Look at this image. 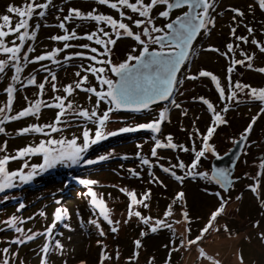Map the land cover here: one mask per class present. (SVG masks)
I'll list each match as a JSON object with an SVG mask.
<instances>
[{"label":"rangeland","instance_id":"374dc122","mask_svg":"<svg viewBox=\"0 0 264 264\" xmlns=\"http://www.w3.org/2000/svg\"><path fill=\"white\" fill-rule=\"evenodd\" d=\"M23 2L24 0H0V14H6L9 5L19 6ZM250 4L253 5L254 10L249 9ZM73 7L79 8L85 13L97 8L102 13L119 18L115 10L98 5L95 0H54V5L50 8L46 18L39 21L34 18L30 22L33 27L35 23L39 22L41 27L38 29L37 39L29 41L36 49L29 58L50 51L54 47H62V43L51 41L49 37L63 34L62 30L56 27L58 24L56 17L62 18L63 15L67 14L68 9ZM57 9H63V12H58ZM231 9H240L245 13L243 18L237 17L235 25L232 22L234 12ZM186 10V8L175 10L171 18L175 19L177 15H182L183 11ZM158 11L155 10L153 14L158 16ZM212 15L216 20L214 28L210 34L202 32L198 35L193 43L189 60L183 64L177 76L180 84L175 93V99L182 105V108H172L166 101L162 104L152 105L148 111L113 112L110 114V120L104 129L106 134L118 132L124 127H135L138 124L149 122L160 111L169 107L171 108L170 117L168 121L162 124L159 138L163 139L171 134L175 143L191 148L190 134L195 139L197 128L201 133H205L213 119L206 106L200 102H193L192 97L203 96L209 99L216 106L217 111L223 107V104L220 103L218 92L210 78L192 81L186 77L197 74L200 70L210 71L219 78L221 86L225 88L227 93L228 74L226 69L229 61L219 53L207 49L212 46L219 49L220 52H224L227 43L231 42L234 45L239 43L230 36V26L239 25L236 31L237 36H249V43H241L240 47L236 49L235 58L243 59L240 55L241 51L249 54L255 53L254 68L264 67V54H261L258 48L250 43L253 38L264 43V11L259 9L255 0H217L216 10ZM241 20L243 21L242 24ZM167 22L169 21L158 19L157 26L162 27ZM78 24L80 27L77 28V32L81 35L94 30L96 27L94 22L80 20L74 21L68 27L71 30ZM245 25L255 30L252 35L246 31ZM133 31H141V29L133 28ZM9 39H14V37H9ZM72 43L88 42L81 40L72 41ZM27 46H25V51ZM133 47H137V52L132 54H138L139 49L135 41L131 39L118 40L111 54L113 63L124 61L127 55L132 52ZM152 47L157 46L153 45ZM77 50L80 49H69L68 52ZM66 54H60L58 59L62 60ZM0 58H4L2 54H0ZM43 63L50 62L45 61ZM81 63L87 65L90 61L77 59L69 62L71 66L64 67L50 65L53 71L57 73L56 83L58 87L63 88L78 79L74 76V73L79 70L75 65ZM38 68V64L28 65L22 76L36 74L39 83L43 81L46 73H37L35 70ZM12 74V71L9 70L5 78L0 80V105H3L7 100L4 89L11 82ZM83 74L82 72L81 75ZM107 75L116 79L110 72ZM237 80L253 87H264V74L255 70H248L246 66H237V70L232 74V81L234 83ZM89 85L98 87L95 78L91 75H89ZM17 88L19 90L15 93L11 114H15L27 106L25 96L34 100L38 91L34 86L20 89L18 85ZM58 94L62 95L63 93ZM89 95L91 94L78 91L74 98L70 99H74L77 104L91 109L95 104V97L88 100ZM52 96L50 85L46 86L43 98L51 100ZM240 99L247 101L248 97L246 94H242ZM107 107L106 104L101 103L98 112L102 114ZM185 110L188 112L187 116L181 114ZM259 110V102L232 105L231 110L225 114V119L228 121L227 125L219 126L210 141L216 148V154H206V157L201 159L197 171L207 172L209 175L213 157L225 153L232 146ZM56 111L45 108L42 110L39 120L29 117L6 123L4 125L6 132L0 134V146H3L4 142L7 141V150L6 153L0 152V157L5 154L15 155L17 149H22L26 145H36L41 140L47 139L48 137L35 133L17 135V131L29 124L51 123L55 119ZM86 128L91 129L90 134L94 135L96 125L78 120L72 122L71 126L66 127L62 133H52V137L59 139L63 136L71 139L73 136H77L80 137L78 143L82 144V133ZM152 135L150 131L146 130L120 133L115 136L108 135L106 139L91 145L82 154L83 159L79 164L84 167L79 171L77 177L81 181H94V184L82 183L83 187H81V185L77 186L76 183H73L68 188L65 187L67 179L63 177L64 173L61 172V169L68 165L58 164L47 171L40 172L38 170L31 180L35 187L28 191L13 190L12 188L0 192V264L5 258L9 259V264H41L43 254L40 249L46 242L45 238L38 236L34 241L25 245L11 244L10 241L19 234L9 229L4 222L15 215L21 220L27 221L19 225L25 231L30 229L33 232H42L53 222L57 207L67 209L68 219L64 223H67L69 227L65 228L62 224H57L54 237L63 245V251L51 252L47 257L48 264H81V262L101 264L102 247L98 241L102 242L105 255L110 257V259H105L103 264H264V169L259 167L261 161H264V114L260 115L253 125L252 132L235 164V171L232 175L233 184L227 192H223L214 182L200 176L196 178L186 177L182 183L177 182L158 167H153L151 171L167 187L149 183L151 180L148 175L150 169L141 165L137 153L149 158L153 164L156 163V158L150 156L153 147ZM138 145H142V147L138 148ZM196 147L197 149L200 147L199 140L196 141ZM158 155L163 158L159 163L165 166L175 164L178 160H183L186 165H190L194 159V153L191 151L184 153L178 150L160 149ZM102 156L107 158L101 160L100 157ZM25 160L29 165L42 163L41 156H31L21 160H12L7 167L10 171H17L22 168ZM87 160H93L95 163L87 164L85 163ZM129 169L141 172L143 179L132 177ZM186 170L177 169L176 171L177 174L183 175ZM24 171H31V168H25ZM53 172L58 175L55 181L37 177L38 175L48 176ZM16 184L17 187L14 188L24 186L18 179ZM254 184L257 185L256 192L249 188V185ZM89 188L97 194L98 200L104 202V207L109 211L110 219L114 222L119 221L117 233L111 232V226L99 215V208L92 205L91 198L87 195ZM121 188L135 191L138 198L150 189L149 207L145 208L139 205L132 210L140 211L144 217L153 218V224L156 218L164 219L166 223L172 225L171 230L163 229L142 237L141 233H148L149 228L135 216L131 219L128 218L130 197L119 191ZM217 191H221L226 204L223 212L215 221H211V227L205 233L202 232V229L209 224L211 215L220 207V201L212 194ZM180 192L184 193L183 201L177 200L173 203V198ZM23 195H25L24 199L19 200L18 198H22ZM11 198L16 199V201L11 200ZM20 203H23L25 207L18 210ZM169 207H171V215L166 216V210ZM41 212H44L45 215H40ZM184 212L188 213L187 217L182 215ZM29 217H33V219L28 220ZM93 219L97 220L105 236L101 237L97 228L89 223ZM126 220L127 223H125ZM257 222L258 226H256ZM112 226L117 225L114 223ZM197 237H201L197 243H188L189 240H196ZM137 239L141 240L139 249L134 244ZM4 248H9L8 254H3ZM134 252L137 253L135 256L133 255ZM11 253H17V255L12 256Z\"/></svg>","mask_w":264,"mask_h":264},{"label":"snow or ice","instance_id":"6c2138e0","mask_svg":"<svg viewBox=\"0 0 264 264\" xmlns=\"http://www.w3.org/2000/svg\"><path fill=\"white\" fill-rule=\"evenodd\" d=\"M95 3L115 10L119 18L111 14L102 13L97 8H93L86 13L79 8H69L67 14L63 15L62 18L60 16L56 17L58 20L56 27L62 30L63 34H56L49 37L51 41L62 43V47H54L52 50L32 56V58H29L30 54L34 53L36 49L29 41L37 39L38 29L41 27V24L37 22L33 27L30 22L34 18L37 21L46 18L50 8L54 5V0H43V2H40V0H24L19 6L9 5L6 9V14H0V54L4 57L0 58V80L5 78L9 70L13 73L10 77L11 82L4 89L7 100L3 105H0V134L6 132L4 127L6 123L29 117L39 120L43 109L57 110L55 119L51 123H34L18 129L17 135L22 136L35 133L48 138L41 140L39 144L26 145L22 149H17L15 155L9 156L5 154L0 157V192L17 187V179L21 183L31 181L38 170L40 172L47 171L58 164H66L68 166L79 164L83 159L82 154L91 145L106 139L108 135L115 136L120 133L140 130L150 131L153 134L151 137L153 147L150 156L156 158V163L153 164L149 158L137 153L141 165L147 166L150 169L148 172V175L151 177L149 183L167 187L151 171L153 167H158L163 173L169 174L177 182L182 183L186 177L196 178L200 176L214 182L223 192L229 191L233 180L229 178L230 174L227 169H216L210 177L207 172H198L197 169L201 159L205 158L206 154H216V148L210 141L219 126L227 125L228 121L225 119V114L231 110L232 105L245 102H259L260 104L259 112L252 117L251 122L240 134L239 139L235 140L237 145L248 140L253 125L259 119L260 115L264 114V87H253L239 80L234 83L232 81V74L237 70V66H246L248 70H255L264 74V67L254 68L253 61L256 59L255 53L249 54L248 52L241 51L240 55L243 59L235 58L236 49L240 47L241 43H249V36H237L236 31L239 25L230 26V36L235 41H239V43L235 45L231 42L227 43L225 45L226 51L224 52H220L219 49L212 46H209L207 49L208 51L219 53L229 61L226 69L228 74L227 93L225 88L221 86L219 78L210 71L200 70L197 74L186 77V79L192 81L200 78H210L214 82L220 103L223 104V107L217 111L216 106L209 99L203 96L192 97L193 102H200L206 106L212 114L213 119L205 133H201L197 128L195 139L190 134L189 139L192 141L191 148L183 144L175 143L171 134L163 139L159 138V134L162 131V124L168 121L170 117L171 108L169 107L164 108L149 122L138 124L135 127H124L119 129L118 132L106 134L104 129L110 120V114L113 112L121 110L132 112L148 111L153 104L160 101H168L171 107L175 109L182 108V105L175 99V93L180 84V81L177 79V74L181 66L189 60L193 42L198 35L202 32L210 34L212 28H214L216 20L212 13L216 10L217 0H95ZM255 3L261 11H264V0H255ZM185 8L187 10L183 11L182 15H177L175 19L171 18L175 10ZM249 9L254 10L253 5L250 4ZM155 10H159L158 16L153 14ZM57 11L63 12V9H57ZM231 11L234 12L232 17L234 25L236 24L237 17L243 18L245 16L244 11L240 9H231ZM158 19H164L169 22L160 27L157 26ZM76 20L94 22L96 27L94 30L85 32L82 35L78 34L77 28L80 27L79 24L71 30L68 27V25ZM242 23L243 21L241 20ZM245 27L249 35L254 33L255 30L252 27L247 25ZM133 28L141 29V31H133ZM9 37H14V39H9ZM121 39L135 41L139 52L138 54H132L137 52V47H133L132 52L127 55L124 61L113 63L111 54L117 41ZM81 40L87 41L88 43H72V41ZM250 43L256 46L261 54H264V43L254 38L251 39ZM26 45L28 46L25 51ZM153 45L157 47L153 48ZM69 49L80 50L68 52ZM62 53L67 54L63 56L62 60L58 59ZM77 59L81 61L87 60L90 63L87 65L83 63L75 65L79 70L74 73V76L78 79L73 83L65 85L63 88L58 87L56 83L57 73L53 71L50 65L61 67L71 66L69 62ZM45 61L50 63H43ZM34 64L39 65V68L35 70L37 73H46L43 81L39 83L37 82L36 74H31L26 77L22 76L25 68L28 65ZM82 72L84 73L83 75H81ZM109 72L116 79L110 78L107 75ZM89 75L95 78L98 87L96 85H89ZM18 85L20 89L34 86L38 91L35 94L36 98L34 100L25 96L24 99L27 106L15 114H11L13 112L15 93L19 90L17 88ZM49 85L53 96L51 100H45L43 97L46 86ZM78 91L91 94L87 97L88 100H92L95 97V104L91 109L77 104L74 99H70L74 98ZM242 94L247 95V101L240 99ZM101 103L108 106L102 114L98 112ZM181 114L187 116L188 112L185 110ZM78 120L96 125L94 135L90 134L91 129L86 128L83 131L82 144L78 143L80 137L77 136H73L71 139L63 136L59 139L52 137V133H62L66 127L71 126L72 122ZM197 140L200 142L199 149L196 147ZM139 147H142V145H138ZM160 149L178 150L184 153L191 151L194 153V159L190 165H186L183 160H178L175 164L165 166L159 163L163 159L158 155V150ZM6 150L7 141L4 142L3 146H0V152L6 153ZM31 156H41L42 163L29 165L27 160H25L21 169L17 171H10L8 169L7 166L10 161L21 160ZM106 158L103 156L100 157L101 160ZM85 163L92 164L95 161L87 160ZM29 167L31 171L25 172L24 169ZM259 167L264 169V161H261ZM177 169L187 170L184 171L183 175H180L177 174ZM129 172L132 177L143 179L141 172L135 169H129ZM81 183L91 185L95 182L82 180ZM249 188L251 191L256 192L257 185H249ZM119 191L126 193L130 197L128 218L131 219L135 216L140 219L143 225L148 226V233L142 232V237L146 234H154L163 229L171 230L172 225L166 223L164 219L156 218L153 224V218L144 217L140 211L132 210L139 205L145 208L149 207L150 189L146 190L140 198H138L135 191H129L127 188H121ZM212 194L220 201V207L211 215L209 224L202 229V232L205 233L211 227V221H215L223 212L224 205L226 204L224 196L221 195V191ZM87 195L90 196L92 205L99 208V215L111 226V232L113 234L117 233L119 230V221L114 222L110 219L109 211L104 207V202L97 199V194L91 188L88 189ZM183 199L184 193H177L176 197L173 198V203L177 200L183 201ZM24 207L25 205L20 203L18 210ZM40 215L43 216L45 213L41 212ZM165 215H171V207L166 210ZM182 215L187 217L188 213L184 212ZM27 219L31 220L33 217ZM66 219H68L67 209L57 207L54 212L53 222L42 232H33L30 229L25 231L19 225L27 221L21 220L15 215L4 223L9 229L19 234L10 241L11 244L25 245L30 241H34L38 236L44 237L46 242L40 249V252L43 254L41 264H48L47 257L51 252L63 251V245L54 237V230L58 223L68 228L69 225L64 223ZM89 223L97 228L101 237L105 236L97 220L93 219ZM114 223L117 226H112ZM125 223H127V220ZM256 226H258V222ZM200 239L201 237H197L196 240H189L188 243L195 244ZM98 244H101L102 247L101 264H103V261L110 259V257L105 255L102 242L98 241ZM134 244L139 249L141 247V240L137 239ZM8 253L9 248H4L3 254ZM136 254L135 252L133 253L134 256ZM11 255L15 256L17 253H11ZM2 264H9V259H3ZM81 264H85V262H81Z\"/></svg>","mask_w":264,"mask_h":264},{"label":"water","instance_id":"95a60500","mask_svg":"<svg viewBox=\"0 0 264 264\" xmlns=\"http://www.w3.org/2000/svg\"><path fill=\"white\" fill-rule=\"evenodd\" d=\"M182 66H181V68H182ZM177 76H178V74H177ZM165 102L166 101H160V102H157L155 104H162ZM155 104H153V105H155ZM120 112H132V111L121 110ZM237 139H239V138H237ZM244 145H245V142L241 143L240 145H237L234 141L232 146L225 153L218 155V156L216 155L215 157H213V159L211 160V163H210L211 169H210L209 177L212 175V172L214 170L219 169V168H223V169L228 170V172L230 174L229 178L233 180L234 178L232 177V175L235 171V164L238 161V159L242 153Z\"/></svg>","mask_w":264,"mask_h":264},{"label":"trees","instance_id":"16d2710c","mask_svg":"<svg viewBox=\"0 0 264 264\" xmlns=\"http://www.w3.org/2000/svg\"><path fill=\"white\" fill-rule=\"evenodd\" d=\"M83 165L82 164H78V165H72L71 167L66 166L64 169H61V172H63L64 174V178L67 179L65 187H69V185L76 183L77 186L81 185V187H83V184L81 183V180L78 179V173H80L79 171H81V169H83ZM38 178H44V179H48L49 181H55L57 180L58 175H56L55 172H53L52 174L46 176V175H38ZM24 186H20L18 188H13V190H22V191H28L30 188L35 187V184L33 183V181H29L26 183H23ZM26 186V187H25ZM73 190H75V188H73ZM83 193V192H82ZM24 196L21 198L19 197V200H23ZM17 199V201H18ZM11 200L16 201V199L11 198Z\"/></svg>","mask_w":264,"mask_h":264},{"label":"bare ground","instance_id":"6f19581e","mask_svg":"<svg viewBox=\"0 0 264 264\" xmlns=\"http://www.w3.org/2000/svg\"><path fill=\"white\" fill-rule=\"evenodd\" d=\"M197 39V38H196Z\"/></svg>","mask_w":264,"mask_h":264}]
</instances>
